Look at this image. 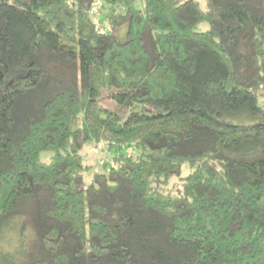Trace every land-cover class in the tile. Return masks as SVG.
Instances as JSON below:
<instances>
[{"label": "trees", "instance_id": "16d2710c", "mask_svg": "<svg viewBox=\"0 0 264 264\" xmlns=\"http://www.w3.org/2000/svg\"><path fill=\"white\" fill-rule=\"evenodd\" d=\"M263 89L264 0H0V264H264Z\"/></svg>", "mask_w": 264, "mask_h": 264}, {"label": "rangeland", "instance_id": "374dc122", "mask_svg": "<svg viewBox=\"0 0 264 264\" xmlns=\"http://www.w3.org/2000/svg\"><path fill=\"white\" fill-rule=\"evenodd\" d=\"M137 7H141V5L137 4ZM104 12L97 13L92 12V19L95 21L97 25H99L102 30H106V24L104 18ZM106 27V28H105ZM207 25L205 23H201L197 26L198 31H204ZM258 103L259 105L264 106V89L261 91L260 95L258 96ZM80 155L82 156L83 163L88 170L84 172V182L85 184L88 182L92 172L101 171L105 172L109 169L113 158L119 155H131L136 156L139 154V150L135 146L130 147H122L120 150H109L104 142H90L85 144L81 150L79 151ZM189 172V168L186 164L182 166L181 176H185ZM177 177H172L166 189H169L174 183L177 182Z\"/></svg>", "mask_w": 264, "mask_h": 264}]
</instances>
